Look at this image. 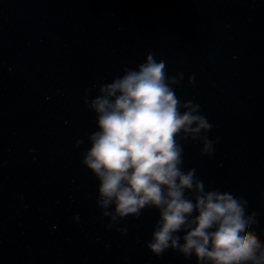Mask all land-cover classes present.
<instances>
[{"label": "water", "instance_id": "95a60500", "mask_svg": "<svg viewBox=\"0 0 264 264\" xmlns=\"http://www.w3.org/2000/svg\"><path fill=\"white\" fill-rule=\"evenodd\" d=\"M150 51L213 125L212 158L189 140L184 170L246 199L264 241V0H0V264H197L146 248L155 209L109 229L81 164L85 95Z\"/></svg>", "mask_w": 264, "mask_h": 264}, {"label": "clouds", "instance_id": "9594fccd", "mask_svg": "<svg viewBox=\"0 0 264 264\" xmlns=\"http://www.w3.org/2000/svg\"><path fill=\"white\" fill-rule=\"evenodd\" d=\"M154 57L148 52L143 63L101 84L98 95H85L97 130L88 136L81 164L98 180L101 216L109 229L126 234L119 221L138 218L146 208L157 210L145 245L157 257L171 250L186 260L194 256L197 264H264V241L248 201L206 188L194 168L184 170L189 140L202 145V157L212 158L213 125L199 104L178 98L183 73L169 76L166 62ZM83 143L77 140L75 147Z\"/></svg>", "mask_w": 264, "mask_h": 264}]
</instances>
